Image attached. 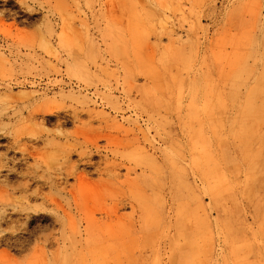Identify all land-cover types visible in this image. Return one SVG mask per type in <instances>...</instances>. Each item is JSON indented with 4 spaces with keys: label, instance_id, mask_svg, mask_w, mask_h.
Listing matches in <instances>:
<instances>
[{
    "label": "rangeland",
    "instance_id": "374dc122",
    "mask_svg": "<svg viewBox=\"0 0 264 264\" xmlns=\"http://www.w3.org/2000/svg\"><path fill=\"white\" fill-rule=\"evenodd\" d=\"M263 70L264 0H0V264H264Z\"/></svg>",
    "mask_w": 264,
    "mask_h": 264
},
{
    "label": "bare ground",
    "instance_id": "6f19581e",
    "mask_svg": "<svg viewBox=\"0 0 264 264\" xmlns=\"http://www.w3.org/2000/svg\"><path fill=\"white\" fill-rule=\"evenodd\" d=\"M260 45V44H259ZM260 49V48H259ZM259 70V69H258ZM254 72H256L255 70H253ZM257 74L259 73V72H256ZM255 74V73H254ZM259 75H261V74H259ZM262 75L264 76V70L262 71ZM261 75V77H263ZM261 79V78H260ZM261 81H263L262 79H261ZM256 82H258V81H256ZM256 82H254V83H256ZM215 86V85H214ZM218 87H219V84H218ZM253 87H255V86H253ZM216 88V87H215ZM214 88V89H215ZM219 89V88H218ZM251 89V88H250ZM250 89H247V90H249L248 92H251V93H253L252 95L254 96V92H253V88L250 90ZM216 90H217V88H216ZM215 90V91H216ZM246 90V91H247ZM260 90V89H259ZM220 91V90H219ZM255 91V90H254ZM257 91V90H256ZM218 92V91H217ZM216 92V93H217ZM242 92V91H241ZM240 92V93H241ZM212 94H213V91H212ZM218 94H219V92H218ZM221 94V93H220ZM217 95V94H216ZM247 95V94H246ZM249 96H250V93L248 94ZM261 97H258L257 99H259L258 101H255V103L257 102V104H256V106L255 107H258V108H260L256 113H254V111H253V114L250 116V112L248 113L247 111H246V108L244 107H241V108H243V109H236L235 111L233 110L232 112H229V116H228V122H231V130H236L237 131V133H240L241 134V137L243 136V137H245V139H247V142L246 143H240L239 144V148H244V149H247V148H252L253 146H254V144L252 143V142H255V141H258V143L256 144L257 146L256 147H258L260 150H261V152H259V155H258V158L257 159H259L260 157H261V154H262V148L264 147V145H259V142H260V140H262V139H260V138H262L263 137V134L262 135H260V134H258L259 136H256V137H253L254 139H252L251 141L252 142H250L249 141V139L247 138V132L249 131V129L247 128V126H248V123H249V121H251L252 123L254 122L259 128H260V126L262 127V128H264V88L262 89V94H259ZM221 96V95H220ZM248 96V97H249ZM225 97V96H224ZM248 97H246V100H247V98ZM216 98H217V96H216ZM240 98V97H239ZM250 98V97H249ZM251 98H252V96H251ZM245 99V98H244ZM217 100H219V99H217ZM240 100V99H239ZM253 100V99H252ZM245 101V100H244ZM218 103H221L220 101H217ZM229 103H230V101H229ZM239 103V102H238ZM236 104V103H235ZM251 104V103H250ZM244 105H245V103H244ZM246 105H247V103H246ZM245 105V106H246ZM248 107H250L249 105H247ZM237 107H238V105H237ZM220 108H221V106H220ZM230 108V107H229ZM234 109H235V106H234ZM255 109V108H254ZM230 110V109H229ZM232 110V109H231ZM223 111H224V109H223ZM212 112V111H211ZM219 112H221V111H219ZM222 113V112H221ZM217 114V113H216ZM248 114H249V116H248ZM217 116V115H216ZM215 116V117H216ZM219 116V115H218ZM221 117V116H220ZM223 117H225V116H223ZM213 118V117H212ZM226 118H227V115H226ZM217 119H218V117H217ZM60 121V120H59ZM217 122V121H216ZM227 122V123H228ZM253 123V124H254ZM212 125V124H211ZM214 129H218V123H215V125H214ZM223 128V127H222ZM227 130V129H226ZM215 131V130H214ZM217 131V130H216ZM220 131V130H219ZM240 134H238V135H240ZM99 138V137H98ZM204 138V137H203ZM242 140V139H241ZM196 142H197V140H195ZM202 141V140H201ZM206 141V140H205ZM249 141V142H248ZM193 142V141H192ZM195 142V143H196ZM198 143H201V142H198ZM198 143H196V145L198 144ZM231 143V142H230ZM236 144H238V143H236ZM88 145V144H87ZM200 145V144H199ZM211 145V144H210ZM87 147V146H86ZM210 146H208V148H209ZM76 148V147H75ZM92 148V147H91ZM73 149V148H72ZM225 149V148H224ZM205 151V150H204ZM226 152V151H225ZM72 153V152H71ZM230 155H231V153H230ZM87 157V156H86ZM85 157V158H86ZM224 158H225V161H226V159L228 160L229 158H227V155L226 154H224ZM256 161V160H255ZM83 162V161H82ZM222 162V161H221ZM227 162V161H226ZM230 162V161H229ZM252 163H254V161L252 162ZM9 165V164H8ZM209 165V164H208ZM225 165V164H224ZM223 165V166H224ZM77 166H79V165H77ZM252 167V166H251ZM262 167V166H261ZM73 168V167H72ZM254 168V167H253ZM9 169V168H8ZM71 169V168H70ZM69 169V170H70ZM96 169V168H95ZM13 170V169H12ZM78 170V169H77ZM8 171V170H7ZM261 171V170H260ZM5 172V171H4ZM16 172V171H15ZM68 172V171H67ZM10 173V172H9ZM263 173V172H262ZM7 174V173H6ZM12 175V174H11ZM81 175H82V173H81ZM116 175V174H115ZM80 176V175H79ZM207 176V175H206ZM4 178V177H3ZM80 178H81V176H80ZM207 178H208V176H207ZM15 179V178H14ZM75 179V178H74ZM83 179H85V177H83ZM82 179V180H83ZM209 179H211L210 177H209ZM208 180V179H207ZM254 181V180H253ZM262 182V181H261ZM260 182V183H261ZM85 183V182H84ZM134 183V182H133ZM133 183H130V185L131 184H133ZM81 184H82V182H81ZM86 184V183H85ZM207 184V183H206ZM264 184V183H263ZM134 185V184H133ZM1 187V186H0ZM2 188V187H1ZM79 188V187H78ZM255 189H258L259 187H254ZM4 190V189H3ZM214 190L215 189H213V194H214ZM1 192V191H0ZM5 192V191H4ZM4 192H2V193H4ZM8 192V191H7ZM74 193V192H73ZM1 194V193H0ZM6 194V193H5ZM2 195V194H1ZM0 195V196H1ZM3 197V196H2ZM264 197V196H263ZM215 199V198H214ZM1 214V213H0ZM67 216H69V215H67ZM13 219V218H12ZM4 220V219H3ZM8 220V219H7ZM68 221H69V219H68ZM210 221V220H209ZM1 223V222H0ZM8 224V223H7ZM1 234V233H0ZM3 234V233H2ZM5 238V237H4Z\"/></svg>",
    "mask_w": 264,
    "mask_h": 264
}]
</instances>
